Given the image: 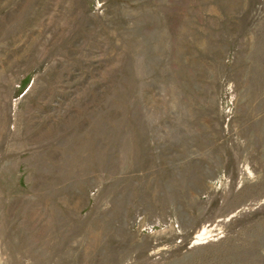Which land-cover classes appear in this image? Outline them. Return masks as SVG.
Wrapping results in <instances>:
<instances>
[{
    "label": "rangeland",
    "instance_id": "rangeland-1",
    "mask_svg": "<svg viewBox=\"0 0 264 264\" xmlns=\"http://www.w3.org/2000/svg\"><path fill=\"white\" fill-rule=\"evenodd\" d=\"M0 264H264V0H0Z\"/></svg>",
    "mask_w": 264,
    "mask_h": 264
}]
</instances>
